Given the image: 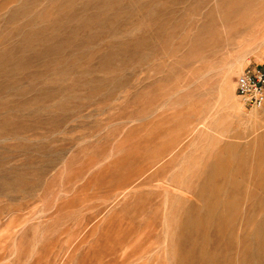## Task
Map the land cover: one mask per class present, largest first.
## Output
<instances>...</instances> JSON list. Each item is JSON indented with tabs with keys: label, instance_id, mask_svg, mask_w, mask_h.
Listing matches in <instances>:
<instances>
[{
	"label": "rangeland",
	"instance_id": "374dc122",
	"mask_svg": "<svg viewBox=\"0 0 264 264\" xmlns=\"http://www.w3.org/2000/svg\"><path fill=\"white\" fill-rule=\"evenodd\" d=\"M264 0H0V264H264Z\"/></svg>",
	"mask_w": 264,
	"mask_h": 264
},
{
	"label": "built area",
	"instance_id": "2783aa9c",
	"mask_svg": "<svg viewBox=\"0 0 264 264\" xmlns=\"http://www.w3.org/2000/svg\"><path fill=\"white\" fill-rule=\"evenodd\" d=\"M236 94L245 107L260 109L264 105V70L245 69L236 80Z\"/></svg>",
	"mask_w": 264,
	"mask_h": 264
},
{
	"label": "crops",
	"instance_id": "0c3cea01",
	"mask_svg": "<svg viewBox=\"0 0 264 264\" xmlns=\"http://www.w3.org/2000/svg\"><path fill=\"white\" fill-rule=\"evenodd\" d=\"M263 70H264V66H263Z\"/></svg>",
	"mask_w": 264,
	"mask_h": 264
}]
</instances>
